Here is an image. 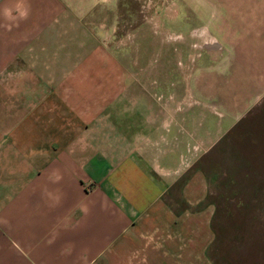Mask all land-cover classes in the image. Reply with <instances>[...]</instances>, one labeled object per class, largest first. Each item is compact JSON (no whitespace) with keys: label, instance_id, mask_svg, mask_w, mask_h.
I'll return each mask as SVG.
<instances>
[{"label":"crops","instance_id":"0c3cea01","mask_svg":"<svg viewBox=\"0 0 264 264\" xmlns=\"http://www.w3.org/2000/svg\"><path fill=\"white\" fill-rule=\"evenodd\" d=\"M94 4L0 0V264H216L203 166L264 102V0H181L148 80Z\"/></svg>","mask_w":264,"mask_h":264},{"label":"rangeland","instance_id":"374dc122","mask_svg":"<svg viewBox=\"0 0 264 264\" xmlns=\"http://www.w3.org/2000/svg\"><path fill=\"white\" fill-rule=\"evenodd\" d=\"M96 2L93 12L102 17V28L88 30L98 35L109 52L103 66L108 63L112 69L124 62L126 68L140 69L142 79L148 80V69L155 64V57L149 56V36L156 31L165 36L164 21L180 19L181 0ZM178 35L166 36L171 42ZM118 57L123 58L121 63ZM141 87L143 98H150L148 81ZM189 94L195 98L194 92ZM203 170L208 200L214 206L210 257L216 264H264V102L210 151Z\"/></svg>","mask_w":264,"mask_h":264}]
</instances>
